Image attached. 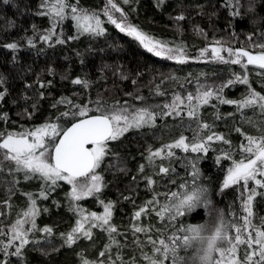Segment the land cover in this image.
Returning a JSON list of instances; mask_svg holds the SVG:
<instances>
[{
  "label": "trees",
  "instance_id": "16d2710c",
  "mask_svg": "<svg viewBox=\"0 0 264 264\" xmlns=\"http://www.w3.org/2000/svg\"><path fill=\"white\" fill-rule=\"evenodd\" d=\"M54 2L48 0L49 4ZM66 2L81 10L80 14L98 16L103 33L78 31L69 9L65 10V17L70 18L65 22L50 14H40L47 13L43 0H11L9 4L0 0V93L3 94L0 142L8 134L18 135L50 122L66 129L84 118L61 115L78 111L74 105L89 109L87 116L100 115L96 110L97 101L104 108L123 106L132 111L147 107L159 114L174 94L195 93L199 86L218 84L231 78L233 73L247 74L251 88L264 94V69L255 65L244 69L240 65L197 59L202 49L215 45L216 41L235 50L243 48L251 54H264V48L256 46L264 43V0H128L127 3L113 0L128 24L169 47L181 46L189 57L183 64L153 56L136 40L118 31L100 13L111 9L108 0ZM180 15L185 19L177 20ZM53 27L56 35L50 42L43 41L41 37ZM29 39L33 41L31 45ZM57 40L64 42L57 43ZM11 43L17 44L16 50L7 47ZM76 79L86 81L87 86L74 84ZM247 90V85L236 84L224 89L223 95L239 100ZM215 104L217 101L213 100L199 109L201 120L210 124L212 131L225 136L230 145L219 141L209 144L208 153L202 154L199 160L201 177L197 183L208 189V199L223 211L226 224L234 221L243 224V220L237 221V216L247 215L240 206L242 183L223 192L221 187L232 160L243 159L239 146L246 141L235 129L261 136L264 115L258 108H248L242 113L234 105L219 104L217 109L212 106ZM217 112L221 119L216 118ZM196 130V122L183 112L181 116L157 115L154 126L130 129L119 138L107 141L104 162H110L112 168L107 171L99 164L95 173L101 177V191L80 201L70 199L71 188L65 181H57L53 186L39 177L23 180L19 173V176L13 171L9 174L8 163H2L0 157V232L7 234L0 235V248L8 243L16 221L23 220V213L31 207L29 194L39 210L34 217L36 228L28 232L30 242L24 246L22 256H5L0 252V260L7 264H84L85 261L88 264H149L145 257L154 253L148 237L163 238L162 231H173L171 227L165 229L166 220L161 221L156 214L159 204H149V201L170 202L157 194L185 191L179 187L182 181L191 180V169L185 167V162L197 155L173 149L175 157H154L149 161V149L164 148L181 135L191 139ZM208 134V130L200 131L204 138ZM224 151L231 152V160L217 164V155ZM160 166L169 167V174L158 175ZM146 177L153 180L151 186ZM253 187L255 184L250 181L249 188ZM42 191L47 199L40 197ZM258 191L264 192V189ZM109 203L112 205L109 223L117 233L110 236L101 227L90 228L91 224L87 223L84 226L90 228L91 238L76 234L74 243L66 242L81 211L98 214L102 205ZM141 207L146 211L135 218V212ZM198 208L172 223L177 227L199 226L208 210L204 205ZM252 211L253 227L247 231L255 236V228L264 230V196L254 198ZM24 227L31 229L30 224ZM136 227L146 231L137 233ZM44 228H50L51 234L43 232ZM229 231L232 234V228ZM246 247V244L238 247V259H243ZM12 251L10 248L9 252ZM180 254L186 259L190 256L184 249Z\"/></svg>",
  "mask_w": 264,
  "mask_h": 264
},
{
  "label": "snow or ice",
  "instance_id": "6c2138e0",
  "mask_svg": "<svg viewBox=\"0 0 264 264\" xmlns=\"http://www.w3.org/2000/svg\"><path fill=\"white\" fill-rule=\"evenodd\" d=\"M11 0H3L4 4H9ZM125 3L128 0H124ZM159 2V0H158ZM111 9L116 12L123 13L113 0H108ZM42 6L47 7V13L53 17H58L63 20L65 18V10L69 9L71 12V19L77 22V28L82 33H91L100 35L103 33L100 19L88 14H80L76 6L69 4L66 0H55L54 3L49 4L48 0H43ZM105 14L108 21L116 26L121 32L132 37L138 41L148 52L156 56L164 57L174 60L177 63L183 64L188 62L189 57L181 46L169 47L167 44L154 40L144 32L140 31L137 27L128 24L126 18L118 21L114 19L105 9ZM177 20H184L185 17L180 15L176 17ZM94 21V23H93ZM56 35L55 28L43 35L41 39L45 42H50L52 37ZM75 38V37H74ZM57 43H63V40H57ZM31 45L33 41L28 40ZM257 47L264 48V43L256 45ZM7 47L12 50L17 49L16 43L8 44ZM210 59L212 62H219L225 64L240 65L242 68L247 69L248 65H255L259 69H264V54L253 55L249 51L241 48L234 50L231 47H223L219 41L215 42L214 46L205 48L200 51L199 60L204 61ZM226 52L227 56L222 55ZM246 58V60H245ZM74 84L87 86L86 81L76 79ZM236 84H244L248 86L246 94L239 100L227 99L223 95L224 89L230 88ZM43 86V85H41ZM162 94V93H157ZM3 99V94L0 93V100ZM217 101V104L212 105L218 109L219 104L234 105L238 111L251 108L253 110L259 109L261 115H264V94H260L251 88L247 74L233 73L232 77L222 81L218 84L201 85L197 88L195 93H187L186 96L174 94V98L170 103H165L162 106V111L157 114L150 110V108H139L129 111L128 108L121 106L120 108H104L97 104V111L100 115L88 117L89 109L81 108L79 105H74L78 109L76 112H64L62 116H80L87 117L79 122L73 123L70 128L62 129L56 123H46L39 128H35L20 134H8L6 138L0 142V149L4 150V158L8 159L16 165L15 171H22L25 173L26 179L39 177L46 184L53 186L57 185V181H65L72 186L70 199L72 201H80L83 198L93 196L101 191V177L95 173V169L99 167L103 157L106 154L107 141L119 138L123 133L130 129H139L145 126H154L157 115L160 116H181L187 115L189 119L196 122L197 130L194 132L191 139L181 135L174 143L167 144L164 148L156 151L149 149V161L154 157L161 159L173 158L176 153L173 149H181L184 153L197 154L191 160L185 162V167L191 169V180L182 181L179 185L180 188L185 189L183 192L171 191L169 193H158L163 195L165 200L170 202L149 201V204H159L157 215L161 221H165V229L171 227L173 231L168 233L161 232L163 238L153 239L148 237L149 243L153 246V256H146L149 264H188V259L181 255V249H186L189 241L192 238L191 234H198L201 226L188 225L187 227H177L173 224L178 217L185 216L186 213L191 212L201 204L207 205L208 189L197 183L200 180L201 172L199 168V160L202 154L206 155L209 151V144L211 142H223L225 145H230V141L222 135L212 131V126L207 122L201 120L199 109L203 106L210 105L211 101ZM69 103H71L69 101ZM186 110V111H185ZM217 119H221L217 112ZM249 123H253L251 120ZM208 130L210 134L206 138L200 135V131ZM240 133L246 143H241L239 148L243 154V159L232 160V166L227 169V174L223 180L221 192L234 185H243L241 197L243 199L242 209L246 216H237V221L243 220V224L232 222L231 225L226 224L223 232L217 230L216 236L212 238L213 243L219 239V244L215 246V253L218 258L212 257L213 264H264V230L255 228V236L248 232L251 224V217L253 216L252 203L257 195L264 196V192H259L258 189H264V125L261 126V136L254 137L245 134L240 128L235 129ZM3 135V134H0ZM61 137L58 141L56 137ZM47 138V139H46ZM87 145L93 147L88 148ZM165 149L167 150L165 152ZM164 153V155H162ZM222 160H231V152L224 151L222 155H217L216 163L220 164ZM143 171V166L141 167ZM170 169L166 166H160L159 174H169ZM83 178V179H81ZM148 185L153 184L151 177H146ZM253 182L255 187L249 188V182ZM175 183V181H172ZM247 193V196H244ZM40 197L47 199L45 192H41ZM31 207L23 213L24 219H18L13 226L12 235L8 238V243H4L0 248L5 256L14 255L17 257L22 256L24 246L29 244L28 232L36 228L34 217L38 214L36 208V200L29 194ZM112 205L106 204L104 206L103 215H97L92 212L90 216H85L80 212L82 219L76 221V227L72 232L67 234L66 242L71 245L78 238L76 234H82L84 238H91L90 228L101 227L103 230L108 231L110 236L112 233H117V229L110 225V218ZM146 211L145 207H141L139 211L135 212V218H139L142 213ZM89 219L93 221L90 228H85V222ZM25 224H30L31 229L25 228ZM108 226V227H104ZM229 228H234L235 235H229ZM45 233L51 234L50 228L42 230ZM146 231L141 227H136L135 232L139 233ZM0 235H7L0 232ZM246 244L247 247L244 251L243 259L237 258V249L240 245ZM213 244H209L211 249ZM12 248L14 251L9 252ZM105 255V253H101ZM0 264H7V261L0 260ZM84 264H88L87 261ZM124 264V262H122Z\"/></svg>",
  "mask_w": 264,
  "mask_h": 264
},
{
  "label": "clouds",
  "instance_id": "9594fccd",
  "mask_svg": "<svg viewBox=\"0 0 264 264\" xmlns=\"http://www.w3.org/2000/svg\"><path fill=\"white\" fill-rule=\"evenodd\" d=\"M204 205L205 204H201ZM207 210L208 218L207 223H201L198 234H191L192 238L189 241L188 247L185 249L190 252L188 257V264H213L212 257L215 253V246L219 244V239L213 243L212 238L216 236L218 229L223 232L226 226L223 211L213 207L212 202L208 199L207 195ZM196 210H200L198 207ZM212 243L213 247L210 249L209 244Z\"/></svg>",
  "mask_w": 264,
  "mask_h": 264
},
{
  "label": "rangeland",
  "instance_id": "374dc122",
  "mask_svg": "<svg viewBox=\"0 0 264 264\" xmlns=\"http://www.w3.org/2000/svg\"><path fill=\"white\" fill-rule=\"evenodd\" d=\"M100 13H103V16H105L107 19H108V17H107V15L105 14V11H100ZM109 13L113 16V18L114 19H117L118 21H120V20H122L123 19V17L121 16V14H119V13H117V12H115L113 9H110L109 10ZM72 15V14H71ZM98 17V16H97ZM69 19L70 17H65L64 19H63V21L62 22H65V20L66 19ZM99 18V17H98ZM73 22H74V24H75V26L77 27V22L75 21V20H73ZM93 23H94V21H93ZM114 25V24H113ZM115 26V25H114ZM116 27V26H115ZM118 31H120L118 28H116ZM79 31V30H78ZM121 32V31H120ZM122 33H124V32H122ZM125 34V33H124ZM57 37V36H56ZM130 37V36H129ZM132 38V37H131ZM133 39V38H132ZM135 40V39H134ZM138 42V41H137ZM139 43V42H138ZM139 45L142 47V48H144L140 43H139ZM222 45V44H221ZM211 46H214V45H210V46H208V48H210ZM223 47H225V48H228V46H225V45H222ZM145 49V48H144ZM146 50V49H145ZM235 50V49H234ZM151 53V52H150ZM200 53V52H199ZM153 56H155V57H158V58H161V59H165V60H170V61H173V62H175L174 60H171V59H167V58H164V57H160V56H156V55H154L153 53H151ZM209 61L211 60L210 59V56H211V54H210V52H209ZM222 55H225V56H227V53L226 52H222ZM253 55H256V54H253ZM245 60H246V58H245ZM67 117V116H66ZM70 118H75V117H78V116H69ZM65 119H67V118H65ZM61 126V128L63 127L62 125H60ZM6 138V137H5ZM47 139V138H46ZM107 149V148H106ZM0 153H3V154H1V156L0 157H2V160H1V162L2 163H8V166H7V172L10 174L11 173V171H13V173H15L17 176H19V174H20V177H22V178H24L23 180H27L26 178H25V173L24 172H22V171H19V172H17V171H15V168H16V165L14 164V162H12V161H10V160H8V159H5L4 158V151H1L0 150ZM105 155H107V152H106V154ZM105 156L103 157V159H102V161H101V166L103 167V168H105L107 171H109L110 170V168H112V166H111V164H110V162H104L105 160ZM115 164V163H114ZM231 167V166H230ZM114 168V167H113ZM17 173H19V174H17ZM227 174V173H226ZM32 179V178H31ZM83 179V178H82ZM69 186H70V188H72V186L69 184ZM95 195H93V196H91V197H94ZM90 197V196H89ZM83 199H85V198H83ZM240 206H241V208H242V204L240 203ZM213 207H215L214 205H213ZM103 212H104V205H102V209H101V212L100 213H98L97 215H103ZM85 216H90V213L88 214L87 212H84L83 213ZM207 218H208V212H207V217H206V219H205V221L203 222V223H207ZM80 219H82V217L80 216ZM91 224V223H93V221H91V219H89L87 222H85V224ZM236 233H235V230H234V228H232V234L230 233V231H229V235L231 236H234ZM214 258H218V256L216 255V254H214Z\"/></svg>",
  "mask_w": 264,
  "mask_h": 264
},
{
  "label": "water",
  "instance_id": "95a60500",
  "mask_svg": "<svg viewBox=\"0 0 264 264\" xmlns=\"http://www.w3.org/2000/svg\"><path fill=\"white\" fill-rule=\"evenodd\" d=\"M93 116H96V115H93ZM88 117H92V116H88ZM85 118H87V117L81 118V119H79V120H77V121H75V122H73V123L79 122L80 120L85 119ZM73 123H71L67 128H70V127L72 126ZM67 128H66V129H67ZM60 138H61V137L58 136L57 141H58ZM91 146H92V145H87L86 147L90 148Z\"/></svg>",
  "mask_w": 264,
  "mask_h": 264
}]
</instances>
